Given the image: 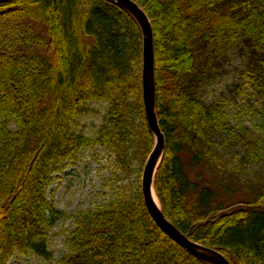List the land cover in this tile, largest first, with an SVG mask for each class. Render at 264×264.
I'll return each instance as SVG.
<instances>
[{
  "label": "trees",
  "instance_id": "obj_1",
  "mask_svg": "<svg viewBox=\"0 0 264 264\" xmlns=\"http://www.w3.org/2000/svg\"><path fill=\"white\" fill-rule=\"evenodd\" d=\"M133 1L154 32L165 135L155 175L162 210L190 239L233 264H264V184L254 190L241 177L264 162V132L234 125L223 106L201 97L214 48L240 44L251 71H264V0ZM142 66L140 25L111 0L0 2V264L27 255L52 262L49 232L68 217L74 228L59 264H210L157 225L141 186L136 195L120 187L108 206L75 214L48 198L53 174L90 147L115 156L119 180L135 163L142 173L155 146ZM92 103L107 104L96 137L77 131ZM223 139L242 151L239 158L219 149Z\"/></svg>",
  "mask_w": 264,
  "mask_h": 264
},
{
  "label": "rangeland",
  "instance_id": "obj_2",
  "mask_svg": "<svg viewBox=\"0 0 264 264\" xmlns=\"http://www.w3.org/2000/svg\"><path fill=\"white\" fill-rule=\"evenodd\" d=\"M26 24L25 21L21 22L18 31H25ZM32 26L36 27L37 24L34 23ZM38 34H43V30ZM209 57L211 75L201 90L202 99L206 103L223 106L234 125L242 123L263 133L264 71L259 74L251 71L248 56L242 52L240 44L229 43L214 48L208 52ZM106 106L104 103H92L86 107L80 117L78 133L96 137L97 129L103 122ZM218 145L223 153L225 151L232 158L238 157L241 151L237 147H232L233 144H227L224 139L220 140ZM237 159L234 161L235 164ZM115 167V156H112L109 150L100 146L87 148L79 152L76 158L64 162V165L54 173L48 198L59 210L75 214L81 210H95L100 206H108L117 199L119 188L123 186L128 188L129 195L138 194L144 167L140 174V165L133 164L135 171L124 180L118 179L116 171L119 175L121 172ZM243 171L241 170V177L251 181L254 190L264 184V162L256 163ZM116 179L118 182L115 183ZM251 192L241 191V194L248 196ZM72 228L74 219L68 217L59 219L57 225L49 232V248L54 255L52 262L27 255L13 258L9 264H59L57 261L68 251L67 238Z\"/></svg>",
  "mask_w": 264,
  "mask_h": 264
},
{
  "label": "water",
  "instance_id": "obj_3",
  "mask_svg": "<svg viewBox=\"0 0 264 264\" xmlns=\"http://www.w3.org/2000/svg\"><path fill=\"white\" fill-rule=\"evenodd\" d=\"M7 0H0V2ZM126 9L138 22L143 33V66L142 90L147 122L155 136V146L144 166L142 175V193L145 205L157 225L190 254L210 264H233L219 250L200 244L190 239L165 215L162 206H158L153 198L155 175L165 149V135L160 127L156 108V78L154 32L151 20L146 12L133 0H111ZM160 202V201H159Z\"/></svg>",
  "mask_w": 264,
  "mask_h": 264
},
{
  "label": "bare ground",
  "instance_id": "obj_4",
  "mask_svg": "<svg viewBox=\"0 0 264 264\" xmlns=\"http://www.w3.org/2000/svg\"><path fill=\"white\" fill-rule=\"evenodd\" d=\"M152 189H153V198H154V201H155V203H156L158 206H160V202H159L158 196H157V194H156L155 187L153 186Z\"/></svg>",
  "mask_w": 264,
  "mask_h": 264
}]
</instances>
